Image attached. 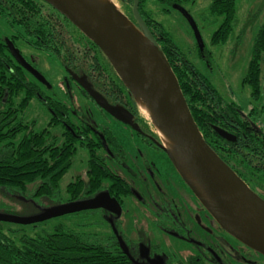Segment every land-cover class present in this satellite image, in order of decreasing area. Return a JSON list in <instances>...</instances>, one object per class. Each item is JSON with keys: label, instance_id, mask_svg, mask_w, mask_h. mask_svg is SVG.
Segmentation results:
<instances>
[{"label": "trees", "instance_id": "16d2710c", "mask_svg": "<svg viewBox=\"0 0 264 264\" xmlns=\"http://www.w3.org/2000/svg\"><path fill=\"white\" fill-rule=\"evenodd\" d=\"M156 1L173 8L179 4H193L197 0ZM129 8L125 7L123 11L135 22L132 8ZM209 11L222 19L211 37V44L225 45L234 30L237 0H213ZM139 13L168 58L205 141L243 179L249 181L253 176L259 186H264V26L256 36L242 82L243 86L250 88L254 105L245 113L237 104L224 101L205 74L174 43L162 24L144 9L143 0ZM0 22L7 26L15 23L21 29L15 32L18 42L26 43L32 50L50 54L65 70L72 68L76 71L79 65L93 81L92 87L99 89L101 86L110 92L112 88L121 102L129 101L140 113L128 89L100 49L83 36L90 48L86 55V44L79 46L77 38L71 35L73 25L48 3L43 0H0ZM198 48L200 59L211 67L207 49L203 53L202 47L198 45ZM17 65L6 42L0 39V189L26 193L31 185H36L33 197L62 203L60 183L71 170L80 150H86L79 139L73 138L63 125L57 123L60 104L67 100L68 89L63 84L60 92L45 78L52 88H46L47 92H44L35 80L29 78L31 75L22 68H16ZM106 72L113 73L116 80H109ZM64 79L69 80L70 77L65 73L63 83ZM104 93L111 100V93ZM34 100L46 102L50 119L43 129H37L36 122L26 120L24 116ZM216 129L223 130L227 136H222ZM100 176L102 179L103 173L99 170L91 173V178ZM84 182L80 176L67 186L71 201L83 199ZM80 213L86 214V211ZM9 224L12 223L0 222V264H127L126 255L111 243L105 245L106 238L97 234L78 233L59 226L52 233L45 232L35 237L24 233L15 239L12 234L16 231L6 229Z\"/></svg>", "mask_w": 264, "mask_h": 264}, {"label": "flooded vegetation", "instance_id": "af4514ba", "mask_svg": "<svg viewBox=\"0 0 264 264\" xmlns=\"http://www.w3.org/2000/svg\"><path fill=\"white\" fill-rule=\"evenodd\" d=\"M117 1L122 9L131 7L133 12V0ZM173 9L180 14L182 10L189 14L181 4L175 5ZM18 30L21 31L15 23L7 26L0 22V39L6 42V47L18 64L16 68H22L37 82L40 81L20 64L10 46L40 73L41 63L33 66L28 60L26 49L46 57L48 64L55 61L62 72L70 77L69 80L64 79L69 94L66 92L67 100L60 104L57 123L86 146V150H80L86 154V171L76 176H81L85 181L83 199L78 201L93 200L100 195H107L112 200L106 207L86 210V217H100L101 226L106 227L103 234L105 245L111 243L120 252H123L122 245H125L128 251L127 264H155L159 260L164 264H173L177 261V255L181 256L186 251L185 260H189L190 264L215 262L209 253L217 246L218 240L226 238L227 234L201 205L168 154L158 145L160 139L151 123L136 112L129 101L121 102L112 88L110 92L101 86L102 91L92 87L93 81L84 68L78 65L76 71L72 68L65 70L50 54L32 50L26 43L18 42L15 36ZM72 32L79 46L86 44L87 55L90 48L87 40L83 39L84 35L74 26ZM46 70L54 72L51 66ZM106 75L109 80L115 79L111 72H106ZM82 81L102 96L104 94L103 97L112 106L128 110L133 115V123L125 124L100 107L82 87ZM41 83L45 85V91L48 88L51 90L48 81ZM38 88L42 90L43 87ZM104 92L111 93V100ZM41 103L48 112L46 102ZM95 170L103 173L102 179V175L100 178H91ZM242 180L264 199V186L256 183V177L251 176L249 181ZM74 202L68 199L62 203Z\"/></svg>", "mask_w": 264, "mask_h": 264}, {"label": "water", "instance_id": "95a60500", "mask_svg": "<svg viewBox=\"0 0 264 264\" xmlns=\"http://www.w3.org/2000/svg\"><path fill=\"white\" fill-rule=\"evenodd\" d=\"M43 1L100 49L128 89L141 115V105L148 108L150 115L146 117L157 131L160 139L158 145L168 154L182 179L217 225L233 239L264 256V199L205 141L168 58L139 13L140 0H133L135 22L112 0ZM181 12L189 19L199 45L203 47L192 16L184 10ZM10 48L22 66L41 82H47L13 46ZM81 85L114 118L125 124L133 123V115L128 110L112 106L86 82L82 81ZM216 130L222 136H227L223 130ZM161 134L170 141L169 147ZM110 201L112 202L107 195H100L93 200L64 204L28 219L0 215V222L39 224L89 209L106 207ZM122 249L127 255L125 245H122ZM155 264L164 263L159 260Z\"/></svg>", "mask_w": 264, "mask_h": 264}, {"label": "rangeland", "instance_id": "374dc122", "mask_svg": "<svg viewBox=\"0 0 264 264\" xmlns=\"http://www.w3.org/2000/svg\"><path fill=\"white\" fill-rule=\"evenodd\" d=\"M112 1L122 10L119 1ZM143 1L144 9L157 22L162 24L174 43L205 74L206 78L221 94L224 101L237 104L245 113H248L254 105L250 88L243 86L242 82L252 57L256 36L264 26V0H237L238 11L233 33L225 45L219 46H212L211 44V37L222 22L221 18L210 14L209 8L213 0H197L193 4L184 5V8L190 12L197 24L203 42V53L206 52V49L209 52L211 67L206 66L200 59L198 53L199 42L196 33L189 19L184 14H180L167 5H161L156 0ZM26 51L29 56V62L35 67L38 62L41 63L39 68L42 75L54 88L61 92L60 89L63 87L65 74L59 68V65L53 60L51 64H48L49 60L46 57L32 53L28 49ZM48 66H51L54 72H47L46 68ZM262 70L264 78V64ZM29 78L33 81L35 80L32 76H29ZM36 84L38 86L41 85L38 82ZM40 87L43 86L41 85ZM42 90L47 92L44 89ZM24 116L30 122L35 121L37 129L46 127L50 119L49 113L43 108L39 100L31 102ZM83 116L86 119V113ZM142 116L151 123L145 114L142 113ZM262 121V126L264 127V116ZM152 127L157 133L155 127L153 125ZM85 171L86 154L80 151L71 170L60 183L59 198L62 199V202L69 199V195L66 192L67 186L76 179L77 175H83ZM36 188V185H31L26 193L17 190L10 192V189H0V215L28 219L40 216L49 209L65 204L46 198L33 197ZM59 226H64L66 230H73L78 233L97 234L99 237H103L106 232V227L100 224V217H86V214L81 213L54 218L37 225L21 226L9 224L6 229L16 231L15 234H12V237L19 239L24 233L31 237L43 235L45 232L52 233ZM183 253L181 256L177 255V261L173 264H190L189 260H185L187 251ZM209 254L215 262L199 264H264L263 255L229 237L228 234L226 238L218 240L217 246Z\"/></svg>", "mask_w": 264, "mask_h": 264}, {"label": "bare ground", "instance_id": "6f19581e", "mask_svg": "<svg viewBox=\"0 0 264 264\" xmlns=\"http://www.w3.org/2000/svg\"><path fill=\"white\" fill-rule=\"evenodd\" d=\"M102 1L110 2L111 0H102ZM141 110L146 116L150 115L149 110H148V108H146L145 105H141ZM162 138H163L164 142L166 143V145L169 147L170 141L165 136L163 137V135H162Z\"/></svg>", "mask_w": 264, "mask_h": 264}]
</instances>
